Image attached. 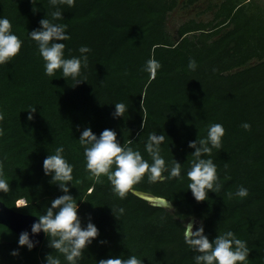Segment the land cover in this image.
<instances>
[{"label":"trees","instance_id":"obj_1","mask_svg":"<svg viewBox=\"0 0 264 264\" xmlns=\"http://www.w3.org/2000/svg\"><path fill=\"white\" fill-rule=\"evenodd\" d=\"M179 0H74L61 5L70 39L65 54L77 55L80 45L91 49L84 82L73 86L57 72L46 76L43 62L27 31L50 11L48 0H0V16L23 41L19 53L0 66V171L9 192L0 202L24 215L37 216L60 195L42 173V160L56 146L73 165L69 190L79 205L82 224L90 214L99 229L82 254L80 264H96L109 256L135 254L143 264H193L183 242L182 227L190 217L202 225L211 241L230 229L247 242V264H264V2L262 0H205L211 19L189 20L166 30L168 13ZM201 0H181L191 7ZM69 49L71 52L69 53ZM160 63L154 77L142 71L149 57ZM197 63L187 69L188 59ZM124 102L122 117L113 119L115 102ZM35 106L31 121L29 106ZM224 127L221 149L211 158L217 165L221 189L196 202L186 179L134 185L135 191L168 200L171 212L152 207L130 191L123 199L112 192L106 177L94 182L84 168L79 131L116 132L117 140L139 149L151 132L163 133L161 154L188 167V141L205 135L209 123ZM247 122L250 128L240 127ZM227 164V168H225ZM236 185L248 196L229 197ZM91 188V191L89 189ZM23 205L15 207V202ZM123 207L114 217L110 208ZM43 238L36 251L17 246V237L0 225V264H42L52 250ZM18 254L12 256V250ZM55 254V253H53ZM62 260V257H61ZM63 264V260H62Z\"/></svg>","mask_w":264,"mask_h":264},{"label":"clouds","instance_id":"obj_2","mask_svg":"<svg viewBox=\"0 0 264 264\" xmlns=\"http://www.w3.org/2000/svg\"><path fill=\"white\" fill-rule=\"evenodd\" d=\"M264 2V0H262ZM50 11L45 13L38 21V27L27 31V37L35 44L36 51L43 62V72L46 76H53L59 72L64 79L73 81V86L84 82L82 69L88 67V54L90 47L80 45L77 55L65 54V41L70 39L66 31L67 25L61 23L63 20L61 5L71 8L74 0H48ZM23 41L12 31L9 18L0 16V66L9 63L20 51ZM69 53L71 49L68 50ZM197 63L189 58L187 69L195 71ZM160 69V63L153 57H149L142 66V71L154 77ZM114 111L111 113L113 119L122 117L127 109L124 102L112 104ZM35 106H29L26 111V119L31 121ZM0 119L3 116L0 115ZM245 131L250 128L249 123L242 122L240 125ZM79 131L78 142L83 149L84 168L92 177L93 181H99L106 177L111 190L117 197L123 199L129 191H134V185L142 179L149 183L162 180L186 179L187 191H190L196 202L208 200L209 193H217L221 189V183L217 175V165L211 158L212 151L221 149V141L224 136V127L221 123L212 122L206 126L205 135L188 141L187 147L192 149L191 159L188 167L181 175L182 165L175 159L165 161L161 154V144L165 140L163 133L151 132L144 142V152L149 159L142 157L139 149L129 146V143H120L116 132L105 128L99 135L93 133L86 126ZM64 146L58 145L42 160V173L49 177L48 183L55 185L60 195L52 198L48 206L36 216L30 225V229L22 231L18 235L17 246L31 251L38 243L34 239L37 234L43 233L45 247L51 249L44 255L42 264H80L82 254L94 240L98 244L106 241L98 240L99 229L93 223L89 214L82 224L78 215L79 205L77 199L73 198L69 186L73 181V165L64 156ZM227 168V164H225ZM9 181L3 171H0V193L9 192ZM91 191V188L89 189ZM248 189L243 185H236L229 197L240 199L248 196ZM23 200L17 201V208ZM115 216L124 213L123 207L110 208ZM30 234L33 237L30 239ZM183 242L193 253L191 259L193 264H247L249 248L247 242L238 238L232 230L227 229L217 232L214 238L209 240L202 225L194 226L193 223H185L182 227ZM55 253V254H53ZM12 256L18 254L12 250ZM62 257V260H61ZM96 264H143L142 259L135 254L124 256H109L96 261Z\"/></svg>","mask_w":264,"mask_h":264},{"label":"water","instance_id":"obj_3","mask_svg":"<svg viewBox=\"0 0 264 264\" xmlns=\"http://www.w3.org/2000/svg\"><path fill=\"white\" fill-rule=\"evenodd\" d=\"M130 192L135 197L145 201L148 205L152 207L163 208L169 212L173 210L172 204L166 199L155 197L150 194L135 190ZM35 219V216L18 213L14 210L7 208L3 203L0 202V225L10 230L17 237V239L18 235L22 231L30 229V225ZM188 222L193 223V225L197 224V221L193 217H190L186 223ZM32 238L33 237L30 234V239ZM43 238V233L37 234L34 237V239L38 241V243L35 245L32 251H36L39 248Z\"/></svg>","mask_w":264,"mask_h":264},{"label":"rangeland","instance_id":"obj_4","mask_svg":"<svg viewBox=\"0 0 264 264\" xmlns=\"http://www.w3.org/2000/svg\"><path fill=\"white\" fill-rule=\"evenodd\" d=\"M177 7L168 13L166 21V30L171 37H176V29L184 22L189 20L204 21L211 19V14L206 10L205 0L197 2L195 5L184 8L182 7L181 0L178 1ZM24 203V202H23ZM20 204V205H23ZM16 207V206H15Z\"/></svg>","mask_w":264,"mask_h":264},{"label":"built area","instance_id":"obj_5","mask_svg":"<svg viewBox=\"0 0 264 264\" xmlns=\"http://www.w3.org/2000/svg\"><path fill=\"white\" fill-rule=\"evenodd\" d=\"M15 206L17 207V201L15 202Z\"/></svg>","mask_w":264,"mask_h":264},{"label":"bare ground","instance_id":"obj_6","mask_svg":"<svg viewBox=\"0 0 264 264\" xmlns=\"http://www.w3.org/2000/svg\"><path fill=\"white\" fill-rule=\"evenodd\" d=\"M20 201V200H19ZM19 206H21V205H19Z\"/></svg>","mask_w":264,"mask_h":264}]
</instances>
